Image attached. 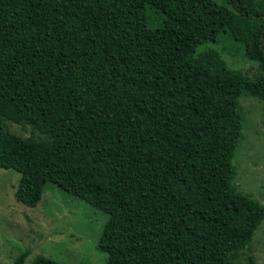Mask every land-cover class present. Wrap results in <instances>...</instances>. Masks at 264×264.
Wrapping results in <instances>:
<instances>
[{"label":"trees","instance_id":"16d2710c","mask_svg":"<svg viewBox=\"0 0 264 264\" xmlns=\"http://www.w3.org/2000/svg\"><path fill=\"white\" fill-rule=\"evenodd\" d=\"M221 40L254 78L196 51ZM244 95L264 99V0H0V169L19 174L25 206L52 184L104 212L103 264H238L250 250L264 203L231 183Z\"/></svg>","mask_w":264,"mask_h":264},{"label":"rangeland","instance_id":"374dc122","mask_svg":"<svg viewBox=\"0 0 264 264\" xmlns=\"http://www.w3.org/2000/svg\"><path fill=\"white\" fill-rule=\"evenodd\" d=\"M230 47L226 40L206 41L196 51L214 49L227 66L254 78L258 73L256 63L244 55L241 47L235 52L229 51ZM237 111L240 131L231 161V183L237 191L264 203V99L240 96ZM2 123L15 135L43 138L23 122L16 124L2 118ZM18 178L14 170L0 169V264H11L26 248L30 252L22 264H28L36 254L60 264H103L105 253L96 244L106 218L104 212L52 184L44 186L35 206H25L13 196ZM249 254L252 264H264V217L253 232L250 250H243L236 263L248 264Z\"/></svg>","mask_w":264,"mask_h":264}]
</instances>
